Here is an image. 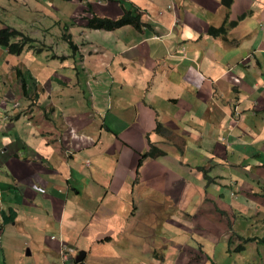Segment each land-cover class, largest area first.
<instances>
[{"label":"crops","instance_id":"1","mask_svg":"<svg viewBox=\"0 0 264 264\" xmlns=\"http://www.w3.org/2000/svg\"><path fill=\"white\" fill-rule=\"evenodd\" d=\"M83 2L68 1L61 36L9 24L33 41L23 62L0 61V78L25 80L24 102L0 108V208L16 214L0 264H68L64 246L71 264H164V241L188 251L157 236L158 225L226 241L227 252L239 243L240 255L257 245L236 231L237 218L264 210V0H232L228 12L220 0ZM86 8L111 19L140 13L147 26L86 29L85 18L73 22ZM29 10L16 20L28 22ZM224 21V34L208 33ZM148 143L163 154L138 166ZM117 245L129 253L115 258ZM197 254L192 264L204 261Z\"/></svg>","mask_w":264,"mask_h":264},{"label":"rangeland","instance_id":"2","mask_svg":"<svg viewBox=\"0 0 264 264\" xmlns=\"http://www.w3.org/2000/svg\"><path fill=\"white\" fill-rule=\"evenodd\" d=\"M68 1L63 0H38L40 7L44 8V15L46 16L45 19L38 20V13L35 11V8L37 6V1L33 2V0H0V27L9 24L17 25V27L21 28V25H23L26 28H29V25H32L33 23H36V27L40 30L43 28H49L50 30L46 32L45 34L48 35H58L61 36L66 33L64 27V22L68 20L69 16L72 14V8L68 4ZM83 4L88 7V3L86 0H83ZM32 5V6H31ZM82 5V2L80 3ZM26 6L29 7V20L28 22H22L20 23L19 20H16L15 15L18 13H25ZM80 7V6H79ZM56 8V9H54ZM33 12V13H32ZM81 10L77 11L75 13V19L73 22L77 20H82L85 17V14L80 13ZM87 13V8L84 11ZM88 14V13H87ZM41 22L42 24H38ZM59 22V23H58ZM28 23V24H27ZM11 27V26H10ZM34 30V34L40 35L39 32H36V29ZM73 31L75 35L77 33ZM24 34V33H23ZM25 35V34H24ZM27 36V35H25ZM41 37V36H40ZM42 46V45H41ZM63 49L62 44L56 43L54 46ZM34 51L37 50V47L34 46ZM27 50L28 46H25L23 50ZM30 49V48H29ZM28 49V50H29ZM67 50L72 54V50L67 48ZM2 49H0V61H3V57L5 55V52H1ZM27 53L23 52L20 53L16 59L11 57L13 62H23V60L26 58ZM59 66V64H58ZM2 68V67H1ZM0 68V69H1ZM5 79V80H4ZM14 78H9V75L7 74L5 77L0 78V102L2 107V102H12L13 98L15 100L18 99L19 96H21V101L24 102L25 96L22 89V84H18L16 87L14 85ZM10 83V84H9ZM11 84L14 85L11 87ZM10 88V90H9ZM16 88V89H15ZM13 96V97H12ZM32 96H28V99H31ZM20 101V100H19ZM11 115V114H10ZM9 115V116H10ZM5 116V113L0 115V118ZM3 122V119L1 120ZM157 135H159L157 133ZM31 139V138H30ZM1 148V146H0ZM91 157H99L95 153L91 154ZM83 176L86 178H89L85 173H83ZM261 204L258 203L259 213L256 212L250 213L246 215H243L242 217L237 218V221L240 223L241 229L236 231V235L243 238L252 240L257 243V245L248 244L247 245V251L244 252L242 255L238 254L237 251L233 250L237 245L231 242L230 245H228V248H230V251L227 252V245L226 241H216L213 242V239L211 237H205L197 234L196 232H193L194 235L191 233H181L179 230L169 229V228H163L159 227V225L155 228V234L158 236H161L163 238H166L167 240H170L172 242H177L180 244L183 248L187 247L188 251H183L180 256V250L177 248H171V244L168 241H164L162 243L158 244V249L160 253V257L163 258L164 264H181L183 260H186L187 262L195 263V259L197 258V251L199 248L203 250V256L204 261L201 264H239L238 262L245 260L247 264H264V210L260 206ZM128 211L130 212L133 208L131 202L127 204ZM254 206H250L249 209H253ZM151 220V219H150ZM177 228V227H176ZM179 229V228H177ZM185 232V230L180 229ZM189 232V231H187ZM6 232L4 233V235ZM224 246V247H223ZM232 246V247H231ZM223 247V248H222ZM125 246H113L111 252V255H113L115 258L119 259V257L124 256L125 254L129 253L125 251ZM243 252V251H242ZM240 252V253H242ZM205 253V254H204ZM146 254V252H144ZM157 252L155 251V255ZM242 256V258H240ZM208 257V258H207ZM40 258L43 259L42 255L40 254ZM48 260H55L51 259L50 257L46 256ZM89 259V257H88ZM208 261H205V260ZM211 259V261H210ZM112 261H115L114 259H111ZM59 262V261H57ZM186 262V263H187ZM145 264H156L154 260H152L150 257L144 261Z\"/></svg>","mask_w":264,"mask_h":264},{"label":"trees","instance_id":"3","mask_svg":"<svg viewBox=\"0 0 264 264\" xmlns=\"http://www.w3.org/2000/svg\"><path fill=\"white\" fill-rule=\"evenodd\" d=\"M223 7L228 12L232 0H220ZM87 13H89V17L85 18L86 29L90 30H105V31H114L116 29L122 28L124 26H132L136 30H140L143 26H147L141 21L140 13H132V11L125 10L124 13L116 18L111 19L107 17H100L92 13L91 9L87 8ZM227 19V13L225 20ZM2 22V21H0ZM224 21L223 25L219 28L210 27L208 33L211 36H218L220 34H224L226 32L227 25ZM68 42V45L71 47L72 43L69 37L65 38ZM32 39L28 36H25L22 32L18 31L14 27H10L9 25H4L0 27V49H2L5 53L10 55H19L22 53L24 47L32 43ZM18 72V77L20 79V83L22 84V89L25 87L24 76ZM155 133L164 136L167 134L166 128L157 124L155 127ZM163 154V150L159 149L155 144L148 143V149L141 154V157L138 161V166L141 165L142 161L146 158H156ZM16 218V214L13 210L3 211L0 208V237L2 236L3 229L5 225L11 224L14 222Z\"/></svg>","mask_w":264,"mask_h":264},{"label":"built area","instance_id":"4","mask_svg":"<svg viewBox=\"0 0 264 264\" xmlns=\"http://www.w3.org/2000/svg\"><path fill=\"white\" fill-rule=\"evenodd\" d=\"M73 253H74L73 248L64 246L60 253L62 261L67 262L68 264H71L73 260V257H72Z\"/></svg>","mask_w":264,"mask_h":264},{"label":"water","instance_id":"5","mask_svg":"<svg viewBox=\"0 0 264 264\" xmlns=\"http://www.w3.org/2000/svg\"><path fill=\"white\" fill-rule=\"evenodd\" d=\"M84 257V252H78L75 256V261L78 262L80 260H82V258Z\"/></svg>","mask_w":264,"mask_h":264}]
</instances>
